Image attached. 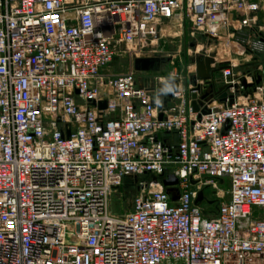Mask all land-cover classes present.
Here are the masks:
<instances>
[{
  "label": "built area",
  "instance_id": "obj_1",
  "mask_svg": "<svg viewBox=\"0 0 264 264\" xmlns=\"http://www.w3.org/2000/svg\"><path fill=\"white\" fill-rule=\"evenodd\" d=\"M257 9V0H0V264H264L263 87H244L250 74L196 42L247 25ZM165 23L188 37L189 56L226 65L213 89L196 67L187 80L160 79L163 97L135 70L106 73L115 57L157 58ZM169 174L177 184L166 192ZM138 178L133 211L113 214L112 193ZM222 181L229 197L205 217L197 194Z\"/></svg>",
  "mask_w": 264,
  "mask_h": 264
},
{
  "label": "rangeland",
  "instance_id": "obj_2",
  "mask_svg": "<svg viewBox=\"0 0 264 264\" xmlns=\"http://www.w3.org/2000/svg\"><path fill=\"white\" fill-rule=\"evenodd\" d=\"M165 26L171 31H167L166 35L163 34L165 38L157 42V48L161 51L157 58L161 60L154 62L149 71H137L136 73L140 82L148 79L151 86L155 87L157 92L159 91L160 97H163L165 91V84L159 82L160 79L175 75L187 80L195 67L193 54L191 56L188 54V37L181 36L182 31L179 26L174 28L173 25L166 23ZM259 38L257 35L229 33L228 37L220 35L209 41L204 37H198L196 42L200 48H209L210 53L217 57L218 61L231 62L234 64L235 72L246 75V72L253 71L258 64L264 67V46H262L263 50L259 47L257 43ZM261 38L264 40L263 35ZM219 51L221 56H218ZM172 56L175 57L171 58ZM105 71L113 75L130 73L134 71L133 61L129 56L115 57ZM146 178V180L150 179V177ZM145 179H125L120 188L112 193L110 210L113 214L121 215L133 211L135 200L141 192L138 182ZM202 188L204 199L199 205L203 215L210 217L217 211L219 203L228 199L229 184L226 181L218 183V191L207 186H202Z\"/></svg>",
  "mask_w": 264,
  "mask_h": 264
},
{
  "label": "water",
  "instance_id": "obj_3",
  "mask_svg": "<svg viewBox=\"0 0 264 264\" xmlns=\"http://www.w3.org/2000/svg\"><path fill=\"white\" fill-rule=\"evenodd\" d=\"M159 60H161V59H159V58H136L133 60V69L135 71H149L151 69L153 63L156 61H159ZM194 62H195V67H196V78L199 80H202L205 83L204 87L209 86L211 89H213L214 88V84L212 83L213 75L216 72H218L220 69L224 68L226 65H221L219 67H215L213 65L214 64L213 58L209 57V56L195 57ZM260 82H261L260 76H257V79L253 83H250V84H247L244 78L241 79V83L244 87H253L254 88V86L259 85ZM175 84H176L175 80L169 79L167 81V91H168L169 96H171V92L175 89ZM196 89L199 90L200 86L197 85ZM224 89H225L224 86L219 87L217 91L213 92V95H217L219 92H222ZM224 96H225V94H222L219 97V100L224 101L225 100ZM207 97H208V93H204L200 97V99L204 100ZM191 98L193 99V101L191 103L192 109L194 112H196V111H198V108H199L197 103H196L197 95L194 93L191 95ZM230 103H231V98L229 100V104ZM98 107L100 109H104L106 107V102H100L98 104ZM208 113H209V109L203 108L200 111L198 117L200 115L208 114ZM158 118L160 120L162 118V115L159 114ZM153 180H156V179L154 178ZM162 184L164 187H166V192H169L171 190V186H175L177 184V179L173 175L169 174L166 176L165 179L162 180ZM203 199H204L203 192L200 191L197 194V198L194 201V204L198 205L199 203H201L203 201ZM174 200H175V198H174Z\"/></svg>",
  "mask_w": 264,
  "mask_h": 264
},
{
  "label": "crops",
  "instance_id": "obj_4",
  "mask_svg": "<svg viewBox=\"0 0 264 264\" xmlns=\"http://www.w3.org/2000/svg\"><path fill=\"white\" fill-rule=\"evenodd\" d=\"M258 9L251 13V21L247 23V25H240V22L233 21L231 25L227 29H223L221 32V36L228 37L229 33L234 34H248V35H264V0H257ZM177 27L176 25L174 28ZM260 40V38H259ZM220 55V54H219ZM218 55V56H219ZM217 59V57H216ZM246 74H250L246 72ZM243 75V74H242ZM252 78H257V76L261 77V82L259 86L263 87L264 90V67L262 64L256 65L252 73L250 74ZM249 80V79H248ZM251 90L250 88H248Z\"/></svg>",
  "mask_w": 264,
  "mask_h": 264
},
{
  "label": "bare ground",
  "instance_id": "obj_5",
  "mask_svg": "<svg viewBox=\"0 0 264 264\" xmlns=\"http://www.w3.org/2000/svg\"><path fill=\"white\" fill-rule=\"evenodd\" d=\"M167 31H171V30H167V28L165 26H162V33L166 35ZM219 56H221V52L219 51Z\"/></svg>",
  "mask_w": 264,
  "mask_h": 264
},
{
  "label": "flooded vegetation",
  "instance_id": "obj_6",
  "mask_svg": "<svg viewBox=\"0 0 264 264\" xmlns=\"http://www.w3.org/2000/svg\"><path fill=\"white\" fill-rule=\"evenodd\" d=\"M248 73H250V74H251V73H252V71H248ZM256 79H257V78H255V80H256ZM206 89H208V88H206Z\"/></svg>",
  "mask_w": 264,
  "mask_h": 264
}]
</instances>
